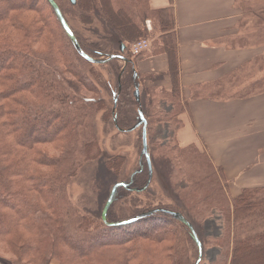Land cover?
I'll return each instance as SVG.
<instances>
[{
  "label": "trees",
  "instance_id": "obj_1",
  "mask_svg": "<svg viewBox=\"0 0 264 264\" xmlns=\"http://www.w3.org/2000/svg\"><path fill=\"white\" fill-rule=\"evenodd\" d=\"M39 1L0 0V238L14 240L17 229H21L27 237L19 239L25 243L27 252L40 257L42 264L54 259L59 264H74L72 259L76 260L75 264H134L136 260L140 261L136 264H162V258L165 259L170 250L161 243L172 238L177 242L178 249L173 264H187L183 259L184 244L194 248L195 254L197 248L189 229L177 218L156 213L134 223L121 224L154 209L180 213L190 224L192 220L200 223L213 212L217 213L221 229L219 236L213 237V249L218 253L209 264H264V230L255 232L258 227L252 225L257 222L255 218H261L264 214V186L243 188L230 197L228 193L225 194L227 190L222 169L216 167L209 155H204L196 146L182 148L177 143L180 150L173 146H156L155 150L148 152L150 127H157L155 129L158 130L162 125L171 129L174 124L171 139L177 142L176 133L180 128L178 116L184 107L180 99L172 0L169 7L159 10L150 9L148 0L152 19L147 20L152 25L153 40L148 50L138 56L165 55L171 87L169 90L156 86L149 89L146 92L149 97L147 106L142 107L141 111L147 122V152L152 169L154 161H168L170 167L165 175L173 187L179 185L177 193L190 218L171 206L137 211L125 220L111 216V208L118 198L132 192L142 194L150 187L152 177L148 184V168L144 161V165L140 164L123 182L127 188L116 190L106 215V221L115 225H105L101 219L100 225L92 224L69 204L67 180L82 163L98 155L93 119L95 112L103 105L101 100L94 99L101 93L93 89L92 97L84 96L81 93L83 87L61 77L62 70L74 72L75 75H72L80 80V73L74 69L73 62H77L83 70L88 68L87 73L92 75L88 76L96 77L101 87L109 92L112 107L116 89H122L116 101V112L110 106L107 117L112 122L115 119L119 129L128 130L138 122L140 108L132 99V87L139 85L140 88L141 79L153 86L160 77L136 72L133 61L125 67L118 80L123 67L121 62L112 60L104 65H96L85 61L75 52L61 26L55 27L43 17L45 3L57 20L47 1L43 0L42 5ZM53 1L83 52L92 58L109 56L105 52L113 48V43L105 40L99 47L89 44V40L82 39L71 27L66 18L67 11L76 12L80 24L90 23L92 18L88 12L95 6L107 31L104 36H111L114 32L119 49L124 45L127 51L129 45L142 36L143 28H140L138 21L141 22L147 13L145 0H76L73 9L70 8V0ZM233 1L241 11L239 28L241 25L245 28L249 19L252 32L248 31L229 41V47L264 48V0ZM80 10L82 12L79 14ZM24 14L30 20L24 21ZM39 43L40 49H35L34 45ZM96 68L113 72L114 86L109 87L95 73ZM133 69L137 73L136 78H133ZM261 72V76H253ZM261 94H264V52L212 84L195 86L191 90L195 98L228 100L247 99ZM119 101L122 102L121 107ZM127 104L137 107L135 115L130 108H123ZM146 112L150 114L149 118ZM38 128L45 130L43 140L37 136ZM56 142L63 148L55 164L47 161L43 164L37 146ZM188 148H193L195 154L183 151ZM40 165L51 167L52 173L36 171L35 167ZM117 166L112 162L106 163V167L114 173ZM166 224L175 225L177 234L166 233L161 228ZM263 227L264 224L261 225ZM131 232L135 234L128 240L127 234ZM89 234L87 239L79 237ZM68 242L73 245L69 246ZM17 254L20 255L21 250ZM196 259L195 255L191 264Z\"/></svg>",
  "mask_w": 264,
  "mask_h": 264
},
{
  "label": "rangeland",
  "instance_id": "obj_2",
  "mask_svg": "<svg viewBox=\"0 0 264 264\" xmlns=\"http://www.w3.org/2000/svg\"><path fill=\"white\" fill-rule=\"evenodd\" d=\"M39 2L41 5L42 2L44 3L43 0H40ZM75 6L76 5H70V8L73 9L75 8ZM145 7L147 13L144 14L145 16L141 22L138 21L140 28H143L142 36L139 39H150L151 44L153 40V32L148 33L145 29V21L147 19H152V16L150 15L151 11L148 9V0H145ZM42 11L44 18L46 17L48 20H50V22L53 23L55 27L56 25L60 27L57 20H55V18L52 16L49 7L46 6L45 3L43 4ZM80 12L82 11L80 10L79 14ZM76 14V12L67 11L66 18L69 21L71 27L78 33V35L82 39L89 40V44H93L97 47L101 46L103 44V41L109 40L111 43H113V48L109 49V51H106L105 54L112 55L120 53V49L118 48L119 42L114 32H111V36H104L107 31L104 29V26L100 21L101 16L95 6H92L90 11L88 12V16H90V19L92 18V21L90 23L86 22L80 24L79 17ZM22 19L24 21L30 20L27 14H24L22 16ZM142 24H144V27L142 26ZM242 26L243 25H241V30L243 34H245L246 32L248 33V31L252 32L250 31L251 25L249 24V19L247 22V26L245 28H242ZM156 35L157 33L155 34V36ZM40 47L41 43L34 45L35 49L39 50ZM124 56L132 62L134 61V63L136 60L141 58V56H133L131 53H129L128 50L126 51ZM73 66L76 71H79L80 74L78 75L81 77L80 80L75 78L74 72V75H72L73 73L71 71L66 70H62L63 74H61V77L63 76L65 79L72 81L75 85L79 86L80 88L83 87L81 89V93L86 97H92L94 95L92 90L96 89V91L101 94L98 98L94 99L101 100V104L103 106L101 109H98L95 112L93 119V136L95 143L97 144L96 152L98 151V155L92 160H87L82 163L79 170L74 175H72L69 180H67L66 196L68 197L69 204H71L82 217L91 221L92 224L100 225V215L109 196L112 186L119 182H125L131 176V174L138 169L140 164L144 165L145 162L147 165V162L146 159L141 156V127L129 132H120L115 127L114 123L112 122V119L107 117L110 106L112 110L116 112L115 107L117 102L115 105H113V107L112 105H110L111 102L109 98V92H106L105 89L101 87L100 82L96 79V77H89L92 75L91 73H87L88 68L84 70L81 69L80 65L75 61L73 62ZM96 71L97 72L95 73L98 76L100 75L102 77V80H105L108 83L109 87L111 85L114 86L115 75L113 74V72L107 71V69L105 68H96ZM261 74L263 73H255V75L253 76H256L255 78H257L258 76H261ZM81 80L83 83H81ZM139 82H141V87L139 88V102H136V104L138 105V107H140L139 109L141 110L142 107L146 108L147 106V99L149 97L147 98L146 92L154 87L150 86L147 82H143L142 79L139 80ZM85 85L87 87L84 88ZM121 90L122 89L117 88L115 93H118L119 96ZM133 93L134 88L132 87V99L135 102ZM124 97L125 96H123L122 100H124ZM119 106H122L121 101H119ZM123 108L125 110L130 108L131 110H133L135 115L137 107L127 104L126 106L123 105ZM146 115H148V118L150 117V114H147V112ZM102 116H105V119H103ZM132 118H134V116ZM155 128L157 127H150V137L148 138V152L155 150L156 146L162 148L167 146H173L176 150H180L174 138L171 139V133H173V130L175 128L174 124L171 129H167L165 126L162 125L158 128V130H156ZM37 131V136L41 137L40 140H43V133L45 132V130L42 128H38ZM62 148L63 145H61L59 142H56L55 144L44 143L37 146L43 164L45 163V161H47V163L51 162L53 163V165L55 164V161L57 160L59 154L62 152ZM183 151L195 154L193 148L189 150L186 149ZM201 152H203V154L206 156L208 154L204 150H202ZM149 161L151 164L150 157ZM108 162L118 164L116 173L112 172L106 167V163ZM153 167L154 169H152V180L150 187H148L142 194H136L135 192H132L129 195H125L123 198H118L114 202L113 207L111 208V216H113L115 219L125 220L131 217L137 211H143L146 209L148 210L153 207L171 206L175 207L176 209H179L188 218H190L189 213L184 210L182 201L179 199V194L177 193V190L180 189L179 185L173 187L170 181L168 180L167 176L165 175L166 171L170 167L168 161L156 160L153 163ZM35 169H37L36 171H40L44 174L52 173V168L45 167L44 165L36 166ZM234 181L236 180L223 181V183L225 184L224 186L227 190L225 194L228 193L230 197L236 195L235 193H233V190H231V187L235 188ZM243 187L244 186L242 185V188ZM227 196L226 198H228ZM216 215L217 213L210 212L206 215L205 218H203L202 221H200V223L194 220H192V224L189 223L193 227L195 233L197 234V237L199 238L202 244V260L200 264H209L213 262L218 253L216 249H213V237L219 236L221 229L219 220L217 219L218 217ZM255 221L257 222L252 223V225H256L258 227L255 232H261L262 230H264V227L261 228V225L264 224V214L261 216V218H255ZM166 225L161 227L163 228V230L166 231V233L177 234L175 225ZM134 234L135 233L132 232L127 234V236L129 237L128 240H131V237L134 236ZM22 236L24 239L27 237V235L21 229L18 228L17 235L14 237V240L13 238L11 240L10 238H0V264H42L40 257H34L30 252H27V247L25 243H23L22 240L19 239ZM89 236L90 234L87 235V237H85L84 235H80L79 237L87 239ZM68 244L69 246L73 245V243L71 242H68ZM130 244L133 245V243ZM95 245L96 244H93L92 246ZM161 245L164 247H168L167 250H170L166 253L167 257L165 259L162 258V264H173L174 260L177 258V242L171 238L170 240L161 243ZM184 246L185 254L183 255V259H185V262L187 264H191L194 262L195 255L197 256V252L195 254V249L190 248L187 244H184ZM19 250H21L20 255L17 254ZM72 260L74 264L77 263L75 259ZM139 262V260H136L134 264ZM45 264L59 263L54 259L49 262L47 261V263Z\"/></svg>",
  "mask_w": 264,
  "mask_h": 264
},
{
  "label": "crops",
  "instance_id": "obj_3",
  "mask_svg": "<svg viewBox=\"0 0 264 264\" xmlns=\"http://www.w3.org/2000/svg\"><path fill=\"white\" fill-rule=\"evenodd\" d=\"M170 1L149 0V6L164 9ZM172 8L184 106L178 116L177 143L206 151L225 180H236L231 187L236 195L242 185L264 186V94L237 100L191 95L193 87L212 84L264 48L229 47V41L243 35L241 11L233 0H172ZM134 66L139 73L159 75L153 87L170 89L165 55L141 57Z\"/></svg>",
  "mask_w": 264,
  "mask_h": 264
},
{
  "label": "water",
  "instance_id": "obj_4",
  "mask_svg": "<svg viewBox=\"0 0 264 264\" xmlns=\"http://www.w3.org/2000/svg\"><path fill=\"white\" fill-rule=\"evenodd\" d=\"M47 3L50 5V7L52 8V11L57 19V21L59 22L62 30L64 31L65 35L67 36L68 40L70 41L73 49L75 50V52L80 56L82 57L85 61L89 62V63H92V64H96V65H104L112 60H117L119 62H121L123 64V67L121 69V72L119 74V77H118V80H120L121 78V75L123 73V70L125 69V67L128 65V64H132V61L127 59L124 55H123V52L125 51V46L122 45L121 46V49H120V54H112V55H109L105 58H100V59H95V58H92L90 56H88L87 54H85L83 52V50L81 49V47L79 46V43L77 42L75 36L73 35L72 31L70 30L69 26L67 25L65 19L63 18L59 8L57 7V5L55 4V2L53 0H46ZM70 3L71 5H75L76 4V0H70ZM137 76V73L135 72V70L133 69V78H136ZM134 98H135V101L136 102H139V85H135V88H134ZM117 96H118V93L115 94L114 96V105L116 104V99H117ZM113 123L115 125V127L120 131V132H129V131H133L139 127H141V130H142V136H141V143H142V149H141V156L144 157L146 159V162H147V167H148V184L151 180V177H152V168H151V164H150V161H149V156H148V152H147V137H146V128H147V122L142 114V111L139 109L138 110V122L135 124V126L132 128V129H129V130H122V129H119L116 125V122H115V119H113ZM147 184V185H148ZM127 188V185L123 182H119V183H116L112 186L111 188V191L109 193V196L106 200V203L103 207V210L101 212V220L102 222L105 224V225H115V224H109L107 221H106V215H107V211L109 209V207L111 206L112 204V201H113V198L115 196V193H116V190L117 188ZM156 213H165V214H168L174 218H177L179 220V222H181L183 225H185L191 235H192V239L196 245V248H197V260L195 261L194 264H200L201 260H202V244L199 240V238L197 237V234L195 233L193 227L189 224V222H187L185 220V218L180 214V213H177V212H172V211H169V210H164V209H154V210H151V211H148V212H145V213H142L130 220H127V221H123L121 225H125V224H130V223H134V222H137L139 221L140 219H143V218H146V217H149L151 215H154Z\"/></svg>",
  "mask_w": 264,
  "mask_h": 264
},
{
  "label": "built area",
  "instance_id": "obj_5",
  "mask_svg": "<svg viewBox=\"0 0 264 264\" xmlns=\"http://www.w3.org/2000/svg\"><path fill=\"white\" fill-rule=\"evenodd\" d=\"M145 29L146 32L148 33L152 31V25L150 20L145 21ZM149 47H150V39L147 38L139 39L130 44L129 53H131L133 56H138L139 54L148 50Z\"/></svg>",
  "mask_w": 264,
  "mask_h": 264
},
{
  "label": "flooded vegetation",
  "instance_id": "obj_6",
  "mask_svg": "<svg viewBox=\"0 0 264 264\" xmlns=\"http://www.w3.org/2000/svg\"><path fill=\"white\" fill-rule=\"evenodd\" d=\"M130 46V45H129ZM128 51H129V48H128ZM126 53V51L123 52V55ZM120 54V53H119Z\"/></svg>",
  "mask_w": 264,
  "mask_h": 264
}]
</instances>
